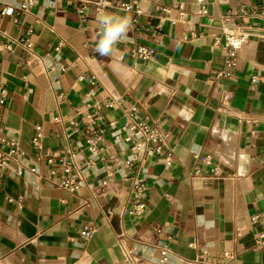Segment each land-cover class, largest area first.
<instances>
[{
	"label": "crops",
	"instance_id": "0c3cea01",
	"mask_svg": "<svg viewBox=\"0 0 264 264\" xmlns=\"http://www.w3.org/2000/svg\"><path fill=\"white\" fill-rule=\"evenodd\" d=\"M23 1L0 0V41L8 40L1 31L18 38L31 27L33 42L31 51L0 52V150L16 139L22 152L0 183V264H132L130 256L138 264H264V20L253 22L233 66L217 42L242 9L264 0H107L136 3V23L132 12L94 0L83 17L77 0H34L29 10ZM101 12L130 20L127 39L107 56L96 50ZM137 45L151 55L136 56ZM113 99L168 134L170 163L165 146L124 128L123 109L107 105ZM96 113L102 118L89 124ZM90 126L103 133L98 152L85 144ZM48 151L75 153L78 190L55 183L61 166L40 156ZM139 199L144 212L130 214Z\"/></svg>",
	"mask_w": 264,
	"mask_h": 264
},
{
	"label": "built area",
	"instance_id": "2783aa9c",
	"mask_svg": "<svg viewBox=\"0 0 264 264\" xmlns=\"http://www.w3.org/2000/svg\"><path fill=\"white\" fill-rule=\"evenodd\" d=\"M78 2V10L81 13V16H84V9L87 0H77ZM95 4L99 9H105L111 6L120 7L126 11H130L134 14L133 22L136 23L138 21V17L142 13L141 8L134 2L129 1H107V0H94ZM34 4V0H24L22 3L23 10H29V8ZM159 9L164 12L170 11V7L168 5H160ZM179 10V18L181 19L185 14V11L182 5H178ZM205 12L206 9H203ZM12 9H3L2 13H11ZM178 19H172L176 21ZM257 20H264V2L258 5H255L252 8L242 9L240 13V19L234 23L231 27L223 26L222 27V34L217 39V42L223 38V49L221 50V55L224 57L225 62L229 66H233L236 63V59L238 56V51L242 47L244 43H246L251 34L253 29V22ZM32 32V28L30 27L27 30L26 35L20 36L18 38H11L7 32L1 31L2 37H8L7 41H0V52L2 51H11L15 45H22L25 50L31 51L33 48V42L27 34ZM133 52L136 56L141 58H148L151 53L152 49L144 45H137L133 48ZM109 107H117L120 106L123 109L124 115L128 118L124 128L131 129L137 132L142 133L145 136V144L147 143H156L157 150H160L161 147L165 146L169 150V156L167 162H171L170 156L172 155V148L168 144V134L162 130L158 123H150L145 119H139L136 117V106H122L121 99H113L107 102ZM102 115L100 113L89 115L88 123L94 124L97 119H101ZM57 119V118H56ZM1 130V125H0ZM36 134L33 138L34 145L37 146L39 149L42 147V128L41 125H37L36 127ZM102 131L99 128L95 127H88L86 129V147L92 152H98L100 150V141L102 139ZM4 140V139H0ZM144 144V145H145ZM11 147L8 150H0V183L3 178L5 167L9 160H17L22 152L18 147V142L16 139L10 140ZM143 143L139 142L136 144L137 148L141 149L144 146ZM46 158L49 163L58 162L61 166L60 177L55 182L59 186L66 188L70 191H76L80 187V181L76 178L73 174V162L72 158L75 156V153L72 152L70 154H63L58 151H48L43 154H40ZM211 159V155H206L201 157L203 162L209 163ZM132 161V160H131ZM214 172L217 173V167L214 168ZM134 190L138 195H141L145 190V184L142 179H137L134 184ZM145 210V202L144 199H139L135 202L128 212L132 215L139 216ZM260 215L253 216V221H259ZM94 229L87 228L83 231V234L86 238L91 237L93 234ZM257 243L260 246H264V234H262L258 239ZM167 254L166 250L162 251V257H165ZM129 260L132 264H138L139 259L138 257L130 256ZM147 264V263H145Z\"/></svg>",
	"mask_w": 264,
	"mask_h": 264
},
{
	"label": "clouds",
	"instance_id": "9594fccd",
	"mask_svg": "<svg viewBox=\"0 0 264 264\" xmlns=\"http://www.w3.org/2000/svg\"><path fill=\"white\" fill-rule=\"evenodd\" d=\"M97 20L101 28V38L96 50L101 56H107L115 44L127 39L130 20L107 12H101Z\"/></svg>",
	"mask_w": 264,
	"mask_h": 264
}]
</instances>
